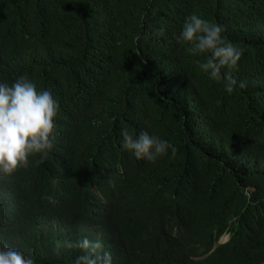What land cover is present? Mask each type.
Instances as JSON below:
<instances>
[{
	"label": "trees",
	"instance_id": "1",
	"mask_svg": "<svg viewBox=\"0 0 264 264\" xmlns=\"http://www.w3.org/2000/svg\"><path fill=\"white\" fill-rule=\"evenodd\" d=\"M190 13L244 50V88L200 72ZM20 76L58 103L56 140L0 176V244L33 264H73L82 237L112 264H264V0H0V81ZM121 129L176 151L138 161Z\"/></svg>",
	"mask_w": 264,
	"mask_h": 264
},
{
	"label": "clouds",
	"instance_id": "2",
	"mask_svg": "<svg viewBox=\"0 0 264 264\" xmlns=\"http://www.w3.org/2000/svg\"><path fill=\"white\" fill-rule=\"evenodd\" d=\"M163 32V28L158 30L160 35ZM223 33V25L190 13L183 20L178 40L189 45L187 51L191 55L204 54L203 61L198 62L200 72L212 81L223 80L224 91L231 94L235 87H245L244 82H238L231 75L244 50L226 40ZM58 107L49 91H38L26 76L16 78L11 84L0 81V176L27 168L30 156L39 155L43 159L52 151ZM119 135L121 149L138 161L154 163L169 150L173 154L176 151L169 141L146 131L133 136L127 129H121ZM68 246L81 250L73 264H112L111 253L103 250L99 239L82 237ZM0 264H33V260L19 250L0 244Z\"/></svg>",
	"mask_w": 264,
	"mask_h": 264
},
{
	"label": "rangeland",
	"instance_id": "3",
	"mask_svg": "<svg viewBox=\"0 0 264 264\" xmlns=\"http://www.w3.org/2000/svg\"><path fill=\"white\" fill-rule=\"evenodd\" d=\"M225 241H226V238L225 237L220 240L221 243H223Z\"/></svg>",
	"mask_w": 264,
	"mask_h": 264
}]
</instances>
